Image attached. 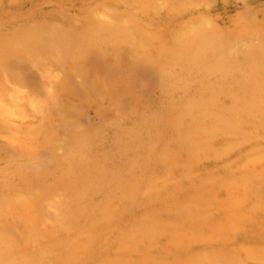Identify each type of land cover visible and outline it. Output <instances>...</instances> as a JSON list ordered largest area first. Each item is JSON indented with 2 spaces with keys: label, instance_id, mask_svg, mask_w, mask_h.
<instances>
[{
  "label": "rangeland",
  "instance_id": "obj_1",
  "mask_svg": "<svg viewBox=\"0 0 264 264\" xmlns=\"http://www.w3.org/2000/svg\"><path fill=\"white\" fill-rule=\"evenodd\" d=\"M0 264H264V0H0Z\"/></svg>",
  "mask_w": 264,
  "mask_h": 264
},
{
  "label": "bare ground",
  "instance_id": "obj_2",
  "mask_svg": "<svg viewBox=\"0 0 264 264\" xmlns=\"http://www.w3.org/2000/svg\"><path fill=\"white\" fill-rule=\"evenodd\" d=\"M132 1H139V0H132ZM129 8H130V6H129ZM164 53H165V51L164 52H160L159 56H161V54H164Z\"/></svg>",
  "mask_w": 264,
  "mask_h": 264
}]
</instances>
